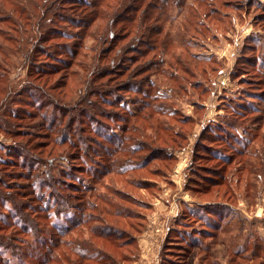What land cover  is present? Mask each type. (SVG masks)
<instances>
[{
    "label": "rangeland",
    "instance_id": "374dc122",
    "mask_svg": "<svg viewBox=\"0 0 264 264\" xmlns=\"http://www.w3.org/2000/svg\"><path fill=\"white\" fill-rule=\"evenodd\" d=\"M255 1L264 4V0ZM257 6L255 2L250 5L246 2L243 8L231 13L233 16L229 24L222 23L221 27L203 36L195 32H180L176 29L177 24L168 32L174 43L168 54L172 55L173 51L178 53L187 47V60L189 63H196V66L188 64L195 72L193 76L179 70L178 79L170 81L166 76L170 70L167 65L170 56L167 55L166 63L158 64L160 70L154 73L152 78L156 80L153 90L156 96L161 97L155 102L159 113L155 114L153 120L156 117L157 122H165L173 129H168L165 133L168 138L165 143L169 146L166 150L173 160L160 157L161 159L156 158L138 166L141 160L145 161L150 150H155L161 145L164 133L162 129L153 131L160 135L156 142L141 137L144 141L147 140L150 149L142 146L138 152H134L138 144L133 141L138 140L140 136L131 129L133 135L129 141H124L130 153L123 154L121 159L126 165L124 175H109L100 179V184H94V178L91 179L88 172L78 170L79 179L85 180V183L88 181L89 186H94L92 194L100 193L106 200L108 198L111 205L101 202L99 206L101 204L103 208H111L110 214H101L104 219L102 222L90 220L59 235L60 245L53 251L50 250L51 243L57 238L49 231L44 236L50 237L46 255L52 252L56 254L58 261L47 264H101L86 258L87 255L94 254L95 250L109 253L107 262L102 264H168L169 260H181L186 264V260L166 252L168 233L173 228L176 231L170 233L171 237L180 238L181 233H184L182 236L191 243L185 245L189 247L191 255L187 258V264H264V171L258 170L261 166L259 163L264 161V104L259 99L264 92V86L259 84L255 75V71L264 73V68L259 62L260 58L256 59L254 67H249L244 60L262 51L264 57V27L254 19L255 14L259 12ZM69 33L84 35L80 45V57L77 55L75 62L82 60L85 55L84 62L88 64L93 54L89 49L95 45L91 32ZM8 34H14V31ZM189 39L191 42H188ZM64 42L63 39H55L52 49L57 48L54 52L56 60L61 57L56 50H59ZM7 44L16 45L12 39L7 40ZM177 44L183 47H177ZM253 47L255 48L251 51ZM52 49L48 51L52 52ZM12 60L18 66L12 68L8 76L0 78V84L9 83L5 93L0 90V97L8 94L6 106L0 109V156L4 154L6 160H12L16 144H25L27 148L28 141L30 144L36 142L39 146L35 147L33 152L39 155L37 158L42 159L43 164L41 162L37 169L30 171H25L26 168L21 166L0 165V176L4 178L2 181L5 184L28 186L45 178L44 170L50 167V164L46 165V159L53 155L78 153V148L70 146L68 141L59 140L64 127H59V122L52 126L48 120L56 118L60 121L62 117L53 107L43 108L45 103L39 93L26 89L20 95L15 91L23 85H29L32 83L31 79H34V88L43 86L42 88H47L46 91L56 97H60V93L64 92L66 97H69L74 94L76 85H82V81L79 80L78 85L79 78L73 74L63 77V70L50 76L32 71L29 77L27 66L21 64V55L14 56ZM71 70L85 75V70L76 65L72 66ZM197 79L201 81L200 85H191ZM63 80H66V85L50 89L53 83L59 84ZM255 91L259 92L256 93L258 97L252 95ZM134 96L137 95L132 97ZM128 97L132 98L130 95ZM137 107L138 103L131 99L127 104V116L128 112L135 111ZM254 107L261 108L262 112L253 111ZM6 109H9L12 115L13 111L17 110L22 116H31L16 121L12 119L14 123L17 122L12 127L9 124L11 112L3 115ZM115 110L122 113L121 108ZM44 114L50 117L45 122L42 119ZM111 117L110 132L114 137V134L120 133L122 123L118 120L119 117ZM129 117L130 126L137 124L144 127L141 113L136 118L131 115ZM184 118H191L192 122L186 123ZM62 122L68 125L70 120L65 116ZM15 130H21V135ZM69 131L71 136L74 135L70 139L76 141L77 135L72 130ZM153 132L148 131L151 138L155 135ZM175 132L179 136H175ZM97 138L100 142V137ZM103 144L109 145L102 139L103 148L94 145L91 153L95 156L103 153ZM80 154L82 156V152ZM225 154H229L231 158L227 163L221 158ZM210 156L211 159L208 158ZM204 157L205 159H202ZM98 159L104 161L102 157ZM68 161L54 159L52 165L57 166L54 171L60 166H68ZM89 161L90 159L86 158L85 164H90ZM69 162L73 165L77 163ZM240 163H243L241 167L244 168L237 171ZM214 166L220 168L221 176L225 177L220 185L212 184V187H209L211 182L207 184L203 180L205 175L220 178L215 171H206V168ZM190 176L197 178L200 183L189 184ZM117 189L123 190L122 193L127 192L130 196H118ZM203 189L205 190L202 191ZM1 190L5 195H15L16 199L25 197V194ZM29 192L31 191H26L28 198L31 196ZM86 197H89V194ZM32 200V204L28 202V207L39 210L37 207L43 201L38 202L34 197ZM117 203L121 204L123 209L119 216H111V211ZM11 206V203L0 199V233L10 243H14L17 247L14 251H17L21 244V248L25 249L26 244L23 242L31 241L32 237L13 223L14 218L10 213L5 216L6 211H3V208ZM89 213L86 209L84 216H89ZM217 213L218 217L215 218ZM32 215L36 216L34 213ZM41 216L44 218L41 219L44 226H49L51 219ZM62 221L65 222L64 219ZM9 237H14L15 240L12 241ZM9 252H0V264H19L18 258L11 257Z\"/></svg>",
    "mask_w": 264,
    "mask_h": 264
},
{
    "label": "trees",
    "instance_id": "16d2710c",
    "mask_svg": "<svg viewBox=\"0 0 264 264\" xmlns=\"http://www.w3.org/2000/svg\"><path fill=\"white\" fill-rule=\"evenodd\" d=\"M246 2L249 5L254 2L258 5L259 12L255 14L254 19L259 23L261 22L262 27H264V4L255 0H0V78L8 76L11 69L18 66L12 59L20 54L21 64L24 63L27 66L29 77L32 71L50 76L63 70V77L64 75L73 74L79 78L78 85L79 80L82 81V85L79 87L76 85L74 94L69 97H66L65 92L60 93V97H56L54 94L47 92V88H42L43 86L39 89L34 88V79H31L32 83L30 82L29 85H23L15 91L21 95L26 89L35 90L36 94L39 93L45 103L43 108L53 107L59 112L62 120L65 116L67 119L69 118V124L65 125L62 120L57 121L56 118L52 119L45 114L42 116L44 122L50 118L48 122L52 126L59 122L58 126L64 127L59 140L68 141L70 146H74L75 149L78 148V153L79 151L82 152V156L80 153V156H78L76 152L69 155H53L46 159V165L49 166L50 164V167L44 170L45 178H42L43 180L39 179V182H33L28 186L5 184L2 181L4 178L0 176V199L12 204L9 208H3V211H6L5 216L10 213V216L14 218L13 223L32 237L31 241L23 242L26 244V246L24 245L25 249L21 248V245H23L21 244L20 248L14 251L17 248L14 243H10L0 233V252L2 254L9 250V255L18 258L19 264H47L54 261L56 263L58 261L56 254L54 255L51 252L46 255V251H49L47 247L50 237L45 238L44 236L49 231H52L51 233L55 234L57 238V240L51 241L52 247H50V250L53 251L60 245L59 235L71 230L72 227L83 225L90 220L102 222L104 219L101 214L107 213L109 215V209L111 208H103L101 204L99 206V203L111 204L108 198L106 200L100 193L92 194L94 190L92 187L94 186H89L88 181L87 183H85V180L81 181L77 171L82 169V171L88 172L90 178H94V184H100L99 180L109 175H124L126 165L121 162V159L124 156L123 154L130 153V151L128 152L129 147L124 144V141H129L130 136L133 135L131 129L140 136L138 140L133 141L134 144H138L137 149L133 150L134 152H138L142 146L150 149L147 140L144 141L142 138H148L155 142L160 138V135L153 131L162 129L164 133L160 142L161 145H158L155 150H150V153L145 157V161L142 162L141 160L138 166L145 165L149 161L160 157L171 160L170 157L172 156L166 150L169 146L165 143L168 139L165 133L168 129L170 131H173V129L165 122H157L156 117L153 120L155 114L159 113L158 105L155 102L161 97L156 96L153 90L156 87L154 84L156 80H152V78L154 73L160 70L158 64L167 60V55L170 56L169 63H167L170 70L166 73V76L170 81L178 79L179 70L188 76H193L195 72L188 64L196 66V63L193 61L189 63V60H187V47L183 50V46L179 44H177V47H181L182 51L178 53L173 51L172 55L168 54L169 49L172 48L171 45L174 44L168 32H171L177 24L176 29L180 32H195L203 36L207 32L221 27L222 23L229 24L233 16L231 13L243 8ZM13 31L14 34H8V32ZM69 32H91L95 39V45L92 49H89L93 54L88 64L84 62L85 55H83L82 60L75 62L77 55L80 57V45L84 35H71ZM94 32H100V34L97 35ZM58 38L63 39L66 44H61V48L56 50L58 55L61 56L56 60L54 52L57 48L53 50L52 47L55 45V39ZM6 39L8 41L12 39L16 45L10 46L7 44ZM190 40L188 42H191ZM49 47L53 50L52 52L48 51H51ZM254 48L250 50L253 51ZM259 48L262 47L259 46ZM262 52L254 53L249 58H245V63L249 67H254L256 59L260 58L259 62L264 68ZM172 60L173 62H171ZM74 65L81 70H85V75H80L71 70ZM40 68L41 70H39ZM202 73H204V68ZM255 75L258 77L259 84L264 86V73L255 71ZM200 82L197 79L191 85L197 87ZM66 83V80L61 81L59 84L57 82L53 83L50 89L66 85ZM8 85V82L0 84V90L5 93ZM203 90L205 91V89ZM252 93V95L258 97L256 96L258 95L256 93H259L258 91ZM127 95H130V97L137 96L129 98ZM7 96L8 94H5L0 97V109L6 106ZM131 99L138 103V107L135 111L128 112L127 116V104L131 102ZM259 99L264 104V92ZM1 103L4 105L2 106ZM117 108H121L122 113L115 110ZM253 111L262 112L261 108L255 107ZM10 112L9 109H6L3 115L10 114ZM139 113L143 116L141 120L144 127L137 124H131L130 126L129 115L136 118ZM13 114L11 112L12 118L9 121L12 127L13 124H17V122L11 121L12 119L16 121L31 116V114L22 116L17 110L13 111ZM111 116L119 117L118 120L122 123L120 128L122 132L120 131L118 135L114 134V137L110 132L109 121L112 120ZM183 121L186 123L192 122L191 118H184ZM69 130L77 135L76 141L70 139L74 135L71 136ZM15 131H19L17 133L21 135V130ZM128 131H130L129 135ZM148 131L155 134L153 138L149 136ZM174 135L179 136L177 132ZM97 137H100V142ZM102 139L106 140L109 145L103 144L105 151L100 155L96 154V157L91 153V150L94 145L103 148ZM173 142L175 143V141ZM28 143L30 147L27 145V148L25 144L14 146L16 152L11 156L12 160H6L4 154L0 156V165L21 166L24 169L26 168L25 171L37 169L41 162L43 164V161L42 159L38 160L37 156L39 155L34 154L33 149L39 145L36 142L30 144V141H28ZM160 154L162 155L159 156ZM228 155L221 156L226 163L231 159ZM98 157H102L104 161L101 162ZM86 158L90 159L88 165L85 164ZM208 158L211 159L212 157ZM54 159L76 161L77 163L75 162L76 165H73L72 162L68 161V166H60L54 171V168L57 167L52 165ZM202 159H205V157ZM260 164L258 170L264 171V161L261 160ZM241 166H243V163L239 164L237 171L244 168ZM220 170L215 166L206 168V171H215L220 177L216 179L213 176L205 175L203 180L207 184L211 182L209 187H212V184L218 185L224 181L225 176H221ZM22 175H24L23 172ZM197 182L199 180L194 176L189 177V184L194 185ZM1 189L7 192H15V194L16 192L25 194V197L16 199L15 195H5ZM26 191H31L28 193L31 195L30 198H28ZM121 191L123 190L117 189L116 194L118 196H122L121 194L130 196L127 192L122 193ZM87 194H89V197H86ZM33 197L38 202L43 201L37 207L39 210L28 207V202L30 201V204H32ZM86 209L90 211L87 217L84 216ZM122 209L121 204L117 203L111 211V216H119ZM1 210L0 207V212ZM32 213L36 216H33ZM41 215L51 219L50 224L48 223L49 226H44V222H41V219H44L41 218ZM214 217H218V213ZM63 219L69 224L63 222ZM175 231L174 228L169 230V236L165 244L168 247L166 252L174 253L182 260H186L187 264L190 252L188 251L189 247H185V245L191 243L187 241L185 236H182L184 233H181L180 238L171 237L170 233ZM9 238L12 241L15 240L14 237ZM93 252L94 254L86 256L88 261L92 259L101 264L104 261L107 262L109 253L103 250ZM81 255L86 254L81 253ZM168 264H183V261L174 262L169 260Z\"/></svg>",
    "mask_w": 264,
    "mask_h": 264
}]
</instances>
